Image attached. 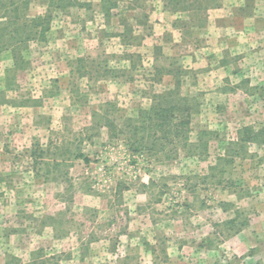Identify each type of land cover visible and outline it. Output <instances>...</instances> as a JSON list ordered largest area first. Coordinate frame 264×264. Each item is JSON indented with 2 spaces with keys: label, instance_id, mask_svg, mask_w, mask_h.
I'll return each mask as SVG.
<instances>
[{
  "label": "rangeland",
  "instance_id": "rangeland-1",
  "mask_svg": "<svg viewBox=\"0 0 264 264\" xmlns=\"http://www.w3.org/2000/svg\"><path fill=\"white\" fill-rule=\"evenodd\" d=\"M222 1L177 50L157 0H0V264H264V0ZM172 91L186 145L142 141Z\"/></svg>",
  "mask_w": 264,
  "mask_h": 264
},
{
  "label": "trees",
  "instance_id": "trees-1",
  "mask_svg": "<svg viewBox=\"0 0 264 264\" xmlns=\"http://www.w3.org/2000/svg\"><path fill=\"white\" fill-rule=\"evenodd\" d=\"M11 1L13 3L10 5V8H8L9 10L13 9L14 5H18L21 3L22 6V4H24V0L22 2L21 0ZM51 6H54L56 10H61V7L59 5H55V2H51L50 7ZM69 6L70 5L66 6L65 8H69ZM52 18V12L48 11L47 15L35 18L36 20L34 22L38 23V25L35 26L34 30H31L26 25H24L23 27L18 26L17 28L13 26L12 30H8L7 32L3 30V38L6 39L4 42H2V50L8 51L11 49L13 52H17L19 51L18 47H26L30 42L42 41L47 32H50V30H46L43 27L42 24H45L43 20L47 19L51 21ZM8 24L14 25L15 23L9 21ZM7 39L10 40L6 41ZM12 46L16 47L13 48ZM18 56L20 57L21 54H18ZM17 64L18 63L16 61V65ZM175 93V91H172L168 95L158 97L160 98V101L157 106L154 107L152 113L149 114V112H146L143 114V123L145 125H149L150 127H147L145 125L141 126V131H143L144 134L147 135L143 138L142 141H146L148 138L154 137L155 142L162 139L171 140L173 148L179 146L180 144L186 145L183 141H188V135L191 131L190 116L194 111V105L190 104L187 99H179L180 95L178 96V93ZM166 101L167 103H165ZM160 106H162L163 108H160ZM172 140H176L175 142L178 141L179 144L172 142ZM140 147L142 149H149L150 153H152L154 152L153 150L157 148V145L148 148V146L145 145V142H142L139 148ZM139 148H134V152H136ZM172 153L173 152L171 151V154ZM168 157H170L169 159H172V157L174 158L175 155L173 154Z\"/></svg>",
  "mask_w": 264,
  "mask_h": 264
},
{
  "label": "crops",
  "instance_id": "crops-1",
  "mask_svg": "<svg viewBox=\"0 0 264 264\" xmlns=\"http://www.w3.org/2000/svg\"><path fill=\"white\" fill-rule=\"evenodd\" d=\"M220 1L224 2L222 0ZM157 2L160 4V6H157L158 10H160L159 11L160 14H158L159 15L158 18H161V20H160V24L157 23L155 25L156 30H154L155 32L153 38L154 43L158 44L159 42H161L160 37H163L164 34L172 33L173 36L175 37L174 41H171L172 43L166 41L167 43H165V46L171 45V48L173 47L177 50L178 48H181L184 45H186L184 44V40H185L184 33L180 30H202L206 27L209 18L212 19L211 12H214L213 16L216 22H217V18L219 17L218 13L224 14L225 12V7L221 5L216 7L215 9L216 5L214 6L212 4H214L216 0H157ZM182 14H186L187 18H191L193 20L194 23H191V27L185 25L183 26L179 25L181 21H178V19L183 18ZM212 28L213 29L211 30H219L218 25H216V27L213 26ZM177 34L179 35V37L176 36ZM146 44H148V39H145L143 41L142 46ZM193 50L196 52L199 51L196 50V48H194ZM193 58H194L193 56L189 57V59H191V61L187 65V66L190 65L189 69L198 66V62L194 61ZM196 230L199 232V228ZM115 256H119V254H115ZM145 258L147 260L148 259L154 260L156 262L157 254H155V252L151 251L150 249H146L144 250V252H140L138 254V256L136 257V261H139L138 263H141L143 261L142 259Z\"/></svg>",
  "mask_w": 264,
  "mask_h": 264
}]
</instances>
